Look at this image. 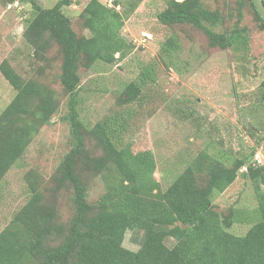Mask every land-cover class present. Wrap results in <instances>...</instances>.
<instances>
[{
    "label": "trees",
    "instance_id": "1",
    "mask_svg": "<svg viewBox=\"0 0 264 264\" xmlns=\"http://www.w3.org/2000/svg\"><path fill=\"white\" fill-rule=\"evenodd\" d=\"M21 1L32 3L33 15L26 19L24 35L43 65L38 77L31 79L23 78L8 61L0 65L16 91L0 114V185L42 128L53 121L60 96L68 98L65 120L73 145L46 186L34 172L28 174L30 197L0 233V264H264V166L253 162L256 150L250 158L228 165L212 158L204 165L198 158L163 189L155 177L156 160L147 152L132 154L130 144L133 120L141 114L145 91L156 80L155 67L145 66L137 80L127 85L116 113L91 128L80 118V70L91 69L97 62L113 64L133 49L122 35L123 13L102 0H90L80 15L83 28L91 33L88 37L78 34L63 12L71 0H59L48 9L36 0ZM165 3L158 14L163 25L197 28L212 48H248L249 32L240 26L247 3L264 29L252 0H238L237 23L223 33L215 28L224 26L232 14L226 17L202 0ZM53 49L57 52L51 56ZM180 49L174 34L161 54L174 65ZM118 53L121 58L116 57ZM53 60L61 63L59 84L64 95L38 79ZM241 171L254 184L258 202L259 219L245 235L229 232L243 218L240 212L222 213L214 202ZM99 179L105 191L91 201L93 182ZM129 230L145 233L137 251L124 246ZM168 239L176 242L172 248ZM50 241H59L61 246L49 248L46 243Z\"/></svg>",
    "mask_w": 264,
    "mask_h": 264
},
{
    "label": "rangeland",
    "instance_id": "2",
    "mask_svg": "<svg viewBox=\"0 0 264 264\" xmlns=\"http://www.w3.org/2000/svg\"><path fill=\"white\" fill-rule=\"evenodd\" d=\"M58 1L36 0L46 9L54 7ZM89 1L75 0L63 9L77 33L88 37L91 33L83 28L80 15ZM109 1L102 0L126 17L122 35L132 43L133 49L113 64L97 62L91 69L80 70L79 113L86 127L91 128L105 116L120 110L118 98L127 85L137 80L145 66H153L156 80L145 91L146 100L140 103L143 105L141 114L133 120L130 134L134 136L130 144L132 154L146 155L147 152L156 160L155 177L163 189L198 158L204 165L211 158L228 165L238 158L248 159L254 150L264 148V89L261 88L264 29L249 3L240 23L249 32L248 48L220 50L210 47L207 37L197 28L163 25L158 14L165 8V0H113V7ZM202 1L226 17L232 14L231 20L216 27V31L223 33L233 29L238 20V0ZM8 2L0 0V65L8 61L23 78H37V70L43 62L35 59L34 49L24 35L26 19L33 15L32 3ZM115 2H119V6ZM174 34L181 49L173 65L163 58L161 51ZM54 52L57 51L53 49L51 56ZM116 57L121 58L120 53ZM60 64L53 60L51 68H46L38 79L64 95L59 84ZM15 95V89L0 70V114ZM60 100L61 106L53 121L42 128L0 185V233L30 197L28 174L34 172L46 186L72 148L70 126L65 120L68 98L60 96ZM242 173L246 172L241 171L236 182L214 199L222 213L240 212L243 218L238 219L231 229L233 232L229 230L237 235H245L259 219L254 184ZM104 191L102 181H94L90 200L95 201ZM144 239L143 231L129 230L124 246L137 251ZM166 243L170 248L176 244L174 239ZM46 246L58 248L61 243L50 241Z\"/></svg>",
    "mask_w": 264,
    "mask_h": 264
},
{
    "label": "built area",
    "instance_id": "3",
    "mask_svg": "<svg viewBox=\"0 0 264 264\" xmlns=\"http://www.w3.org/2000/svg\"><path fill=\"white\" fill-rule=\"evenodd\" d=\"M109 5L111 7L114 6L113 0L109 1ZM117 9H120V7H118ZM253 162H255L257 165L264 166V151H263V149L257 151Z\"/></svg>",
    "mask_w": 264,
    "mask_h": 264
},
{
    "label": "water",
    "instance_id": "4",
    "mask_svg": "<svg viewBox=\"0 0 264 264\" xmlns=\"http://www.w3.org/2000/svg\"><path fill=\"white\" fill-rule=\"evenodd\" d=\"M74 2L75 0H71ZM260 16L264 20V2L262 0H252Z\"/></svg>",
    "mask_w": 264,
    "mask_h": 264
}]
</instances>
